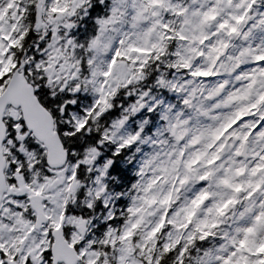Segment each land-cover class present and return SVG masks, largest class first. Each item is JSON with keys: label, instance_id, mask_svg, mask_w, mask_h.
<instances>
[{"label": "snow or ice", "instance_id": "6c2138e0", "mask_svg": "<svg viewBox=\"0 0 264 264\" xmlns=\"http://www.w3.org/2000/svg\"><path fill=\"white\" fill-rule=\"evenodd\" d=\"M0 264H264V0H0Z\"/></svg>", "mask_w": 264, "mask_h": 264}]
</instances>
